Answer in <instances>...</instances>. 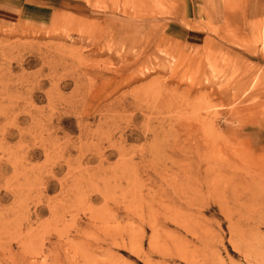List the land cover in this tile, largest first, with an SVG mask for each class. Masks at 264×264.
<instances>
[{
  "label": "rangeland",
  "instance_id": "obj_1",
  "mask_svg": "<svg viewBox=\"0 0 264 264\" xmlns=\"http://www.w3.org/2000/svg\"><path fill=\"white\" fill-rule=\"evenodd\" d=\"M209 4L0 0V264H264V0Z\"/></svg>",
  "mask_w": 264,
  "mask_h": 264
},
{
  "label": "bare ground",
  "instance_id": "obj_2",
  "mask_svg": "<svg viewBox=\"0 0 264 264\" xmlns=\"http://www.w3.org/2000/svg\"><path fill=\"white\" fill-rule=\"evenodd\" d=\"M247 158H249L248 156H247ZM247 158H245V159H247ZM249 161V160H248ZM248 162L246 161V165H248L247 164ZM255 165V164H254ZM243 166H245V165H243ZM245 167H247V166H245ZM254 171H257V170H254ZM253 171V172H254ZM201 172V171H200ZM252 173V172H251ZM259 173H262V171L261 172H259ZM245 174H247V173H245ZM255 174V173H254ZM257 174V173H256ZM193 175V174H192ZM258 175V174H257ZM263 175V174H262ZM195 177V176H194ZM254 177V176H253ZM244 179V178H243ZM242 179V180H243ZM244 182H246L244 185V188L246 189V191L244 190V193H246V194H248L247 195V199H249V200H255V199H257V198H259V197H261L262 195H264V187L263 186H261V185H256V184H254V181L253 180H244ZM242 183V182H241ZM188 185V184H187ZM240 185V184H239ZM264 185V184H263ZM242 190V189H241ZM187 193V192H186ZM146 199V198H145ZM134 200V199H133ZM133 200H131L132 202V205H133V202H136V201H133ZM167 201V200H166ZM141 202H143V201H141ZM139 204H141V203H139ZM131 205V206H132ZM138 205V204H137ZM143 207V206H142ZM139 209V208H138ZM138 209L136 210V208L135 207H131V209H130V213L131 214H133V215H135L136 214V211H138ZM143 209V208H142ZM155 210V209H154ZM155 212V211H154ZM154 214V213H153ZM157 215V214H156ZM149 216V215H148ZM130 217H132V216H130ZM153 219V218H152ZM154 222H156V221H154ZM158 228V227H157ZM155 229H156V227H155ZM81 243V242H80ZM79 243V244H80ZM139 249H140V247H139ZM137 251V253H139L140 251L137 249L136 250ZM191 260V259H190Z\"/></svg>",
  "mask_w": 264,
  "mask_h": 264
},
{
  "label": "crops",
  "instance_id": "obj_3",
  "mask_svg": "<svg viewBox=\"0 0 264 264\" xmlns=\"http://www.w3.org/2000/svg\"><path fill=\"white\" fill-rule=\"evenodd\" d=\"M204 5V16H210L211 15V8H210V0H202Z\"/></svg>",
  "mask_w": 264,
  "mask_h": 264
}]
</instances>
